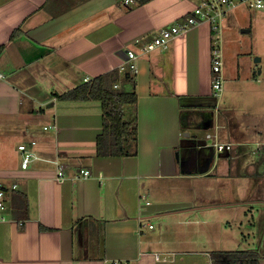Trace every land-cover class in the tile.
Returning a JSON list of instances; mask_svg holds the SVG:
<instances>
[{
    "label": "crops",
    "instance_id": "0c3cea01",
    "mask_svg": "<svg viewBox=\"0 0 264 264\" xmlns=\"http://www.w3.org/2000/svg\"><path fill=\"white\" fill-rule=\"evenodd\" d=\"M124 1L0 0V183L17 186L0 224V264H215L213 254L236 250L264 256L262 59L247 50L235 69L223 67L225 84L246 85L247 99L244 118L224 119L221 134V97L211 99L210 23L166 48L141 51L202 0ZM129 50L140 56L128 89L138 103L129 117L125 108L137 122V155L99 157L102 103L59 95L117 70ZM225 107L236 111L232 97ZM195 126L233 143L230 152H215L207 172L191 165L189 154L184 167L176 157ZM22 144L34 154L27 169ZM81 170L91 175L79 177ZM241 187L245 198L238 200ZM14 192L27 197L26 218L16 217ZM220 196L227 199L217 203ZM248 213L246 225L252 233L260 225V240L237 248Z\"/></svg>",
    "mask_w": 264,
    "mask_h": 264
},
{
    "label": "trees",
    "instance_id": "16d2710c",
    "mask_svg": "<svg viewBox=\"0 0 264 264\" xmlns=\"http://www.w3.org/2000/svg\"><path fill=\"white\" fill-rule=\"evenodd\" d=\"M14 36V34H13ZM2 47L0 48V53ZM119 71H111L93 80L59 95L65 100H96L103 107V129L97 138V155L99 157H126L137 155L138 128L136 120H129L126 107H134L138 103L135 91L116 88ZM133 74H124V83H132ZM16 217L26 218L27 197L14 192L11 195ZM215 264H261L264 256L259 252L236 250L222 251L213 254Z\"/></svg>",
    "mask_w": 264,
    "mask_h": 264
},
{
    "label": "built area",
    "instance_id": "2783aa9c",
    "mask_svg": "<svg viewBox=\"0 0 264 264\" xmlns=\"http://www.w3.org/2000/svg\"><path fill=\"white\" fill-rule=\"evenodd\" d=\"M139 0H125V4L134 3ZM249 3L250 7L254 8H263V0H202L200 3L195 6L193 11L171 26V28H164L159 32V35L155 37L151 42L146 43L141 47L143 53H148L156 48H166L168 43L184 34L191 28L203 23L208 22L211 25L214 39V46L211 54L212 61V87L214 90V96L220 98L223 87H224V75H223V55L222 49L220 47L222 41V21L228 14V12L235 8L238 4ZM140 56L139 53L135 50L127 51V60L123 62L117 70L120 74H125L127 72L136 74L138 71V60ZM1 76V74H0ZM88 81V80H87ZM116 88H119V85H115ZM47 130V127H45ZM207 140H211L209 146H213L217 152H230L233 149V143H221L217 133H207ZM34 145L35 142H32ZM19 150L23 153V162L22 168L27 169L34 158V154L27 145L22 144L19 146ZM89 177L91 172L89 170H81L79 177ZM58 178H64V172L62 167H59ZM17 186L14 185L12 188H7L0 183V224L8 221L5 216V211L8 207V196L10 191L16 190ZM20 225L23 224L22 221L19 222ZM158 258V256H157ZM112 264H121L118 261L113 262Z\"/></svg>",
    "mask_w": 264,
    "mask_h": 264
},
{
    "label": "rangeland",
    "instance_id": "374dc122",
    "mask_svg": "<svg viewBox=\"0 0 264 264\" xmlns=\"http://www.w3.org/2000/svg\"><path fill=\"white\" fill-rule=\"evenodd\" d=\"M264 3V0H263ZM234 14V15H231ZM171 28V26L167 27ZM243 29H249V32H243ZM221 45V44H220ZM249 50L253 52L255 55L253 57V60L255 58L259 57L262 59V61L259 64H256L264 70V7L263 8H254L250 7L249 3H242L238 4L235 8L231 9L227 17L223 19L222 23V55H223V61L224 65L223 67L230 66V68L233 70L236 68V58H238L239 53H243L245 51ZM224 75V73H223ZM258 79H264V72L262 75L257 76ZM225 79V75H224ZM232 85V89L229 90L227 86ZM236 86V87H235ZM264 87V83L262 84ZM225 87V88H224ZM224 87L223 92L221 94V99L219 103V110L217 111V115L221 118L220 122V133L223 134V120L226 119L228 123L230 124L231 118L234 120H241L244 118V111L242 110V106L245 103V99H247V96L245 95L246 85H240V84H230L226 83L224 81ZM131 88V84L124 83L123 85L120 84L119 89L126 90ZM264 89V88H263ZM215 93V92H214ZM232 97V102L236 106V111H232V113L229 114V111H225V98L226 96ZM131 111L130 107H128L127 115L130 116ZM231 116V117H230ZM261 120V118H259ZM264 119V116L262 118V121ZM216 129V128H215ZM216 130H211L210 133L214 134ZM198 137L201 139H206L207 132L205 131H198L196 132ZM209 143H211V140H207ZM238 182L237 178H233L231 183L235 184ZM264 185V182H263ZM224 187V186H223ZM244 187H241L240 189L234 190V196L236 199H244L245 197L242 196L244 193ZM218 188H216L217 191ZM223 188H220V190ZM226 190V189H225ZM264 191V187H263ZM200 192L203 193V190L200 189ZM243 198H240V197ZM224 199L221 196L219 198H216L217 203L223 202ZM221 200V201H220ZM252 218V215L248 213L247 217H243L242 221L243 227L242 230L238 233L239 239H237V248H256L257 244L260 240V230L259 226L257 224L258 230L255 232H251L252 228L250 229L246 224L250 219Z\"/></svg>",
    "mask_w": 264,
    "mask_h": 264
},
{
    "label": "water",
    "instance_id": "95a60500",
    "mask_svg": "<svg viewBox=\"0 0 264 264\" xmlns=\"http://www.w3.org/2000/svg\"><path fill=\"white\" fill-rule=\"evenodd\" d=\"M243 32H249V29H243ZM256 62H260L261 59L258 57L255 59ZM261 73V71H259ZM213 101L217 102V98H211ZM214 105V104H213ZM211 106V105H210ZM213 123V121H211ZM190 131L184 133V137L180 143V150L176 153V157L181 161L182 167L185 166V154H189L192 162L191 165H200L202 161H207L204 168L199 167L203 172H207L210 169L211 164L215 159V148L213 146H208L205 139L198 137V131H207L209 127L207 126H195L189 128ZM195 132V133H192Z\"/></svg>",
    "mask_w": 264,
    "mask_h": 264
},
{
    "label": "flooded vegetation",
    "instance_id": "af4514ba",
    "mask_svg": "<svg viewBox=\"0 0 264 264\" xmlns=\"http://www.w3.org/2000/svg\"><path fill=\"white\" fill-rule=\"evenodd\" d=\"M190 162H191V160H189V161H188V163H190ZM206 162H207V161H202V162H201V164L199 165V167H201V168H204V167H205V164H206ZM262 198H264V193H263V196H262ZM263 202H264V201H263ZM261 264H263V263H261Z\"/></svg>",
    "mask_w": 264,
    "mask_h": 264
}]
</instances>
